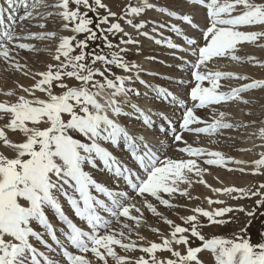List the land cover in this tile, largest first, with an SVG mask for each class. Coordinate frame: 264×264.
Listing matches in <instances>:
<instances>
[{
	"label": "snow or ice",
	"instance_id": "1",
	"mask_svg": "<svg viewBox=\"0 0 264 264\" xmlns=\"http://www.w3.org/2000/svg\"><path fill=\"white\" fill-rule=\"evenodd\" d=\"M24 2H0V60L28 76L32 70L12 53L15 51L18 56L20 50L40 51L34 44L24 42L38 40L50 42L42 50L51 55L54 63H48L44 71L32 72L33 84L18 86L23 94L11 90L3 93L15 97L14 101L0 102V119L5 121L0 125V147L11 153L0 152V264H110V261L114 264H205L198 255L203 251L210 253L213 264H264V243H252L238 234L231 238L209 237L202 231L207 225L230 222L224 219L225 215L245 212L243 207H211L225 202L206 197L209 208L192 207V214L180 217L182 224L163 217L169 232L160 233L157 242L147 240L138 231L143 212L136 202L157 217H162V213L152 200L166 208L183 207L173 204L172 200L177 195L193 199L188 190L193 183L192 175L199 178L196 182L211 187L203 179L206 169L198 161L225 168L233 164L239 167L228 171L244 174L247 170L252 175H264V151L249 162L226 157L206 147H194L182 134L222 135V130L237 126L226 119L230 113L213 107L209 122L208 118L198 116L196 110L223 107L230 102L247 105L250 101L243 93L264 90V78L249 80L247 75L221 70L225 60L236 63L246 60L264 67V61L254 56L237 54L244 43L264 48L260 42L264 40V0H185L203 13L202 24L196 22L192 13H178L153 5L149 0H128L120 13L113 12L103 0H33L31 10L21 21H36L33 26L43 31H28L22 23L17 32L12 13L17 4ZM153 8L194 30L189 37L171 24L170 30L183 36L187 47L170 39L166 41L168 48L179 49L192 57L184 63L194 83L176 81L178 85L189 84L190 91L186 94L193 102L191 106L163 87L148 85L139 75L144 69L121 55L127 49L113 45L108 39L109 34H122L121 45L138 43L120 21L148 37L149 33L142 31L145 22L136 21L146 9ZM98 10H104L97 27L107 25L100 35L109 51L86 54L87 41L97 38V33L89 27L93 21L88 13ZM6 14L11 24L5 25ZM49 19L60 22L58 30H44ZM244 26H260L261 30H244ZM65 31L71 35L61 34ZM151 31L156 32L157 28L154 26ZM77 34H85L84 39H77ZM154 42L161 44L159 39ZM89 55L91 61L86 62ZM98 62L100 67L96 66ZM109 66L124 74L113 73ZM69 80L75 83L69 84ZM223 80L249 82L231 86L222 84ZM133 81L150 88L158 97L171 98L173 104L183 108L179 129L172 133L181 156L165 155L162 159L145 134L121 123V117L133 113L145 130L153 123L146 114L148 110L141 109L132 99L141 95L130 86ZM56 88L60 91L56 92ZM37 92L44 94V98L37 96ZM257 123L258 130L252 135L262 143L253 147L264 149V119L250 122L253 126ZM239 126L247 128L249 124ZM14 135H19V139H12ZM121 142L131 164L102 146H120ZM97 162L102 163L111 181L121 183L109 185L98 181L91 171ZM211 191L239 193V196L232 195V199L256 197V204L264 207V182L254 188L212 187ZM69 210L86 228L70 218ZM49 212L59 224L50 219ZM101 212L108 214V218ZM247 215L253 213L247 211ZM201 218H206V223ZM150 230L159 233L156 228ZM193 239L199 245L194 246ZM117 247L125 254L118 253ZM137 251L141 254L135 255Z\"/></svg>",
	"mask_w": 264,
	"mask_h": 264
},
{
	"label": "rangeland",
	"instance_id": "2",
	"mask_svg": "<svg viewBox=\"0 0 264 264\" xmlns=\"http://www.w3.org/2000/svg\"><path fill=\"white\" fill-rule=\"evenodd\" d=\"M103 2L106 5H108L113 12L120 13L122 8L124 7V5L126 3H128V0H103ZM133 2H135V0H133ZM149 2L152 3L153 5H159V6L167 7L169 10H175L178 13H192L193 16L195 17V20L197 22L198 21L199 22L203 21V13L202 12L198 11L197 8L194 9L195 7L194 8L192 7V8L186 9V10L182 9L181 7H179V4L177 3L178 0H176V1H174V0H149ZM172 5H176V6L173 7ZM82 11H86V10L82 9ZM103 13H104V10H98L96 12H89L88 13V18L93 21V23L89 27L92 28V30L97 33V38L94 39V40L87 41V46L85 48L86 54H97V53H101L102 54L104 52H108L109 51L106 48L105 42H104L103 38L100 35L102 28H106L107 25H101L100 27H97V25L100 23L99 16L102 15ZM140 20L145 22V27H144V29L142 31L148 32L149 33V36H148L149 38L145 37V36H142V35H139L136 32V30L129 31L126 28V27H128V25H126L123 21H120V23L122 24V27H124V29L127 32H129L132 35V37L135 40L138 41V43L129 44V45H121L120 44V39H121L122 34H117L116 36H112V35L109 34L108 39L112 42L113 45H116L118 47H125L127 49V51L124 52V53H121V55H123L124 58L127 61H129V62L137 64V63H140L141 62L140 60L142 59L144 61H147L156 70H161V69L168 68V67L171 68L169 63L171 62L172 54H171L170 51L172 49L167 47L166 41L168 39L172 40L171 38L174 39L175 37H180V35H177L175 32L171 31L170 30V25L171 24L177 25L182 30V32H184L186 35L188 33L187 31L188 30L190 31V26L187 25L186 23H184L183 21L176 20L175 18L168 17L166 14H162V13L158 12L154 8L153 9H146L141 14V16L138 18V20L136 22H138ZM161 23L164 24V27H159V25ZM154 26L157 28L156 32H152L151 31V29ZM185 30H187V31H185ZM244 30H256V31H259V30H261V28H260V26H244ZM68 35H71L70 31H69ZM189 35L190 34L188 33V36ZM84 37H85V34H77V39H84ZM153 37H156V38H153ZM189 37H191V35ZM163 38H164V40H163ZM123 39H128V37H123ZM156 39L161 40V44H159V45L156 44L154 42ZM260 42L264 43V40H262ZM261 49H263V48L257 47L254 44L244 43L240 47V49H239L237 54L240 55V56H243V57H246V56H249V55L250 56H254L258 60H260L261 57H264L263 56L264 55V53H263L264 50L262 51ZM113 50H117L118 51V48H115ZM78 53H79V49H76V54H78ZM49 56L50 57H49V60H47L48 61L47 64L48 63H54L51 60V55L50 54H49ZM259 56H261V57H259ZM109 58H110V56H109ZM191 59H192V57L190 58V60ZM90 61H91V55H89L88 60L86 62H90ZM167 61H170V62H167ZM228 62L231 63V61H228V60H225V61L222 62L221 70H224L223 67L225 66V64L227 66ZM234 63H236V62H234ZM236 64L241 66V67H245L246 69H247V67L248 68H251V66L253 67V64L252 63L250 64L246 60L241 62V63H236ZM96 66L100 67L101 65L98 62ZM143 66L144 65H140V67L142 69H143ZM109 67L111 68V71L113 73L124 74L122 72V70H120L118 68H115L114 66H109ZM173 68L176 69L175 73L177 71L178 72L182 71L181 69L185 70V75L188 76L187 77V81L191 82V83H194L193 81L190 80V72H189V70H188V68H187L185 63H183L181 65L179 64V65H177L176 67H173ZM251 69H253V68H251ZM259 71H263V70H260V69L256 70V74L259 73ZM157 72H160V71H157ZM262 73L264 74V71ZM139 75H140L141 79H143V80H145V78H146L145 81L147 82V84L151 85L153 88H155V84L158 82L157 80L160 79V78L162 79V77H160V75H157L155 73H151L150 71H147L146 67L144 68V71H140ZM150 81H152L151 83H153L154 85L151 84ZM223 81H221V82H223ZM68 83L69 84H73V83H75V81L69 80ZM32 84H33L32 72H30L28 76H25L23 71H19L18 72L16 70L12 69L11 67H9V65L5 64L3 62V60H0V102H3L5 100H11V101L15 100V97H7V96H5L3 94L5 91H10L11 90V91L18 92L19 94H23V93L19 92V87L18 86L19 85L31 86ZM130 86L136 88L141 93V95L139 97L133 96V98H132L134 102H136L138 105L140 104L139 107H141V105L143 106V104L140 103L141 101H143V102L145 101L144 103H146V102L150 103L151 106L153 105V107H150V108H154L155 107V109L160 108V106L162 104H163L162 105L163 107L161 106L160 109L166 108L168 106H172V102L170 100H168V101L166 100L165 101L163 98L161 99V97L156 96L155 93H153L150 88L139 84L138 81H133ZM205 86H208L207 82H205ZM188 88H189V84H188V87L185 90V94L188 91H190V88L189 89ZM145 90L147 92V95H145ZM55 91L59 92L60 89L56 88ZM148 91H149V93H148ZM249 91L250 92L257 91V89H253V90H249ZM185 94H184V96H185ZM36 95L40 96L41 98H44V94H41L39 92H37ZM188 97L189 96H187V94H186V98H188ZM189 99H190V97H189ZM156 101H157L158 104L157 103L155 104ZM152 102H154V103H152ZM156 105L158 107H156ZM213 107L219 108V106H209V107H207L205 109L196 110V114L198 116L202 117V118H208L209 122H210V116H211V111H212ZM173 112H175V111H173ZM176 113L177 112H175V114ZM179 115H182V111H181V113ZM155 116H154V118L157 120L158 116L157 115H155ZM181 118H182V116H181ZM181 118H180V120H181ZM121 121H124V117H121ZM138 121L140 122L139 125L144 127L143 124H141L142 123L141 120L138 119ZM4 122L5 121L3 119H0V125H2ZM124 122L126 123V121H124ZM152 122H153L152 123V127L150 129H152V128L156 129L157 128V126H156L157 125V121L156 122L152 121ZM141 126L138 127V128L139 129L142 128ZM167 132H168V128L166 129L165 133L167 134ZM182 134L184 136V139L189 144H192L193 146L198 145V138L200 136H205V134H199V136H197L196 134L188 133V132H184ZM171 135H172V133L170 134V136ZM12 139L18 140L19 139V135H14L12 137ZM215 145L217 146V148H216ZM221 145H223V144H219V143L216 142V143H211L210 147H214L215 146L214 150L222 152L226 157L234 158V157H237V156L243 154V157L241 159L249 161V162L252 161L253 159L257 158L258 153L260 152L259 150H256L257 152H254L253 148L251 147L252 151H250L248 154H244L241 151H237L235 149L233 150V148H234L233 146L230 147V146L227 145L228 148H226V147L225 148H220ZM111 147L113 148V146H111ZM1 148L2 147H0V152L2 151V152H4L7 155H11V153L9 151H6V149H3L4 150L3 151ZM225 149H226V152H227V154L229 156L225 153ZM246 149H250V147L246 146ZM261 151H264V149L261 150ZM181 155L182 154H179L176 151V148H173V151L171 152L170 156H168V157H178V156H181ZM198 163L202 167H204L206 169V171L203 173V179L206 181L207 185L208 184H213L212 187L216 184L217 188H224V187H232V186H234L236 188H245V189H247V188H254L259 183L264 182V175H252V174H250V171H247V170H246V172L244 174H242V173H240L238 171H228V168H234L233 164H229L227 166V168H225V167H220V166H215V165H213V166L205 165V164H203L202 161H198ZM249 168H250V165H249ZM234 172H236V174ZM191 178L193 180V183H192V186L188 190L190 192H192L194 195L190 193L191 196L193 197V199H191V203L190 204H192L194 201H196V199H197L196 196L197 195H205V197H211L213 199H218V194L213 193L211 190L209 191L208 187H206L203 184H200V183L196 182L199 179L198 177H195L194 175H192ZM235 180H239V181H237L236 184L229 185L230 182L235 181ZM181 187H187V186L186 185H181ZM221 194H223V193H221ZM229 195L239 196V193H233V194H229ZM165 198H167V197H165ZM149 199H151V198H149ZM174 199L176 201H179V202L189 201L188 198L179 197L178 195ZM256 199H257L256 197L242 198V199L238 198V199H233L232 201L230 200L229 202H226L227 200H223L225 202L224 205H212L211 207H220V206H231L233 208L243 207V208L246 209V211L245 212L234 211L232 213L226 214L224 219L227 220V221H230V222L222 224V225H217V226L207 225L204 228H208L210 226V229L214 228V230H217V232H215V234L213 233V235H219V236H222V237H225V238H231L234 235L238 234V235L242 236L244 239H248L252 243H257V242L264 243V207L256 204V202H255ZM219 200H221V199H219ZM136 202H137L138 206L142 207L143 214H146V216L149 219V217H150L149 215H153V214L150 211H148L145 207H143L140 204L139 201H136ZM152 202L157 206V210L166 209L165 206L160 205L158 202H156L154 200H152ZM177 204H180V203H177ZM184 205H187V204H184ZM199 206L204 207V205H199ZM247 211H251L253 213V215H247ZM189 214H192V213L190 211V208H188L187 206H183L182 208L181 207H177L176 209H174V212H172L173 218L175 220H176V217H177V219H178L177 223L178 224H182V221L180 220V216H186V215H189ZM201 219L206 223V218H201ZM156 224L160 225V227L162 229L169 230V227L164 223L163 220H161V221L157 220ZM142 226H144L146 228L149 227V225L144 224V223H142ZM210 229H205V232L206 233H211ZM146 239L150 240V241H153L152 239H149V238H146ZM155 241L159 242V240H157L156 238H155ZM199 243L200 242L195 240V239L192 240V244L194 246L199 245ZM116 250L121 255L125 254L119 248H117ZM140 254H138V255H140ZM128 255H132V254H128ZM199 255H201L203 257V259H204V261H206V263H209L210 261H211V263L213 262V260H212L213 257L210 255V253L208 251H203ZM204 255H207L208 258L205 257ZM110 264H114V262L110 261Z\"/></svg>",
	"mask_w": 264,
	"mask_h": 264
},
{
	"label": "bare ground",
	"instance_id": "3",
	"mask_svg": "<svg viewBox=\"0 0 264 264\" xmlns=\"http://www.w3.org/2000/svg\"><path fill=\"white\" fill-rule=\"evenodd\" d=\"M174 1H176V0H174ZM0 2H2V0H0ZM32 2H33V0H25L24 3L17 4V6L14 9L12 14L15 18V25H16V31L17 32H20L19 26L22 23L27 28L28 31H31V32L43 31L42 29H39L38 27L33 26L35 23H37L36 21H33L31 23H29L28 21H21V17L25 16L27 11L31 10ZM177 3L179 4V7H181L182 9H185V10L192 8V7L193 8L195 7L194 9L197 8L196 6H194L190 3H185V0H178ZM172 6L174 7L176 5H172ZM6 16H7V14L5 15V25L11 24L12 22L8 21ZM45 23H46V29H44V30H58L59 26H60V22L58 20L53 21V20L49 19ZM197 23L202 24L203 21H201V22L198 21ZM126 28L129 31L134 30L130 26H128ZM185 31H187V30H185ZM187 32L192 36L194 30H192L190 28V31L188 30ZM68 33H69V31H65L61 34L68 35ZM188 33L186 35L183 32V34L186 36H188ZM153 38H156V37H153ZM171 39H172L171 41L173 43L180 45L181 47H187V45L185 44L183 36L180 35V37H175L174 39L173 38H171ZM163 40H164V38H163ZM24 42L32 43L36 46L37 49H41V50L40 51L20 50L18 56L16 55V52L14 51L12 53V55L16 56V59H18L21 64H26L27 68L31 69L32 72L44 71V69L46 67L45 65H47V62H48L47 60H49L50 56L48 53L44 52L42 49L45 48L46 46H48L50 42L38 41V40H29V41H24ZM172 50L170 51L172 54L171 62L167 61V62H170L169 64H170L171 68L168 67V68H164L161 70H156L147 61H144L142 59L140 60L141 61L140 63H137V65L138 66L144 65L143 69L146 67L147 71H150L151 73H155L157 75H160V77H162V79L160 78L157 80L158 82L155 84V87H163V88L173 92L174 94H176L178 96V98L180 100L186 101L187 106H190L193 102L189 99V97L186 98V94H185V90L188 87V83H185L183 85H178L176 83V81L180 80V79L187 81L188 76L185 75V70H183V69H181L182 71H179V72L177 71L175 73L176 69L173 67H176L179 64L180 65L183 64L184 61H186V60L190 61L191 56L185 52L180 51L179 49H172ZM261 50L263 51L264 48ZM259 57H261V56H259ZM181 58H183V59H181ZM260 61H264V57H261ZM225 66H226V64H225ZM225 66L223 67L224 71H232L235 73L248 75L249 80H251L253 78H256V79L264 78V74L262 73L264 71V67H260L259 65H253V67L251 66V68H253L254 70L251 68H248V67L246 69L245 67H241L234 62H231V63L228 62L227 66L226 67ZM259 69L263 70V71H259V73L256 74V70H259ZM157 71H160V72H157ZM145 80H146V78H145ZM151 82L152 81H150V83ZM245 82H249V81H245ZM221 83L224 85L237 86L238 84L244 83V82L236 81V80H224ZM151 84H153V83H151ZM224 90H227V88H225ZM149 91H148V93H149ZM145 93H147L146 90H145ZM184 94H185V96H184ZM242 95L250 101L249 104L245 105L243 103H231L230 102V103L224 105L223 107L219 106V110L230 113V115L227 116L226 119L229 122L235 123L237 126L234 127L233 129L222 130L223 134L222 135L218 134L215 137H208L207 135H205L206 137L200 136L198 138V145H196V146H202V147H206L210 150H214V147L216 145L214 147H210V144H211L210 140L215 139L217 141V143L223 144L220 146V148H225V147L228 148V146H230V147L233 146L234 147L233 150L235 149L237 151H241V149H246V146L247 147L249 146L250 149H251V147L253 148L254 152H257L256 150H259V151L263 150L260 147H253L254 144L260 145L262 142L259 139H257L255 136L252 135L253 133H255L258 130L259 123H257L256 125L253 126L250 124V122L254 121V120L258 122L260 119H264V90L257 89V91H252V92L248 91L247 93H243ZM161 99H162V97H161ZM168 100L171 101V98H168ZM142 102L143 101L140 102L141 104H143V106L141 105V109L148 110L146 114L150 115V118L152 121H154V122L157 121V125H156L157 128L156 129H154V128L150 129L149 128V129L145 130V127H142L141 125H139L140 122L138 121L137 114H135V113H133L130 116H125L124 121H126V123L124 121H121V123L124 124L126 127H128L130 130H132L134 132L145 134L147 139L149 140V142L154 145V147L156 148L158 154L161 156L162 159L165 157V155L170 156L171 152L173 151V148H176V145L173 143L172 135L170 136V134L173 133L174 130L179 129V121H180V118L182 116L179 114L181 113V111H183L182 107L177 105V104L172 103V106H168L166 108L160 109L161 106L163 105L162 104L160 106V108L155 109V107L150 108V107H153V105L151 106L150 103H148V102L144 103L145 101L143 103ZM152 103H154V102H152ZM156 103H157V101L155 102V104ZM156 107H158V106L156 105ZM173 111H175L177 113L175 114V112H173ZM249 111L251 112V115L246 114ZM153 113H155V115L158 116L157 120L154 118L155 115ZM240 124H249V126L247 128H245V127L239 126ZM140 126L142 128L139 129L138 127H140ZM167 128H168V132L166 134L165 131ZM102 146L107 147L109 149V151H111L113 153V155H115L117 158L131 164V161L129 159V154L127 153L126 149L122 146V142H121L120 146H113V148L111 147L112 145H110V144H102ZM216 148H217V146H216ZM1 149L3 150L4 148H1ZM6 151H8V150H6ZM241 152H243L244 154L249 153V151H241ZM225 153L227 154L226 149H225ZM242 157H243V154L239 155L237 157H234V158L242 160L241 159ZM233 167L236 168L239 166L233 165ZM91 171L98 181L105 182L106 184H109V185H115L117 183H121L119 181H111L109 179L108 173L106 172V170H104L103 165L100 162H97V167L95 169H91ZM234 173L236 174V172H234ZM237 181H239V180L232 181L229 183V185L236 184ZM208 185L212 187L213 184H208ZM121 186L126 187L124 185H121ZM211 187H208L209 191L211 190ZM213 187L217 188L216 184ZM190 193L193 194L192 192H190ZM97 195H99V194H97ZM196 197H197L196 201H194L192 204H190L191 200L185 201V202L184 201L179 202V201H176L175 199L172 200V203L176 204V205L181 204L182 206H187L190 209L192 207H196L199 205H204V208H206V209H207V207L209 208V206L207 205V201L205 199L206 198L205 195H197ZM231 197H232V195L225 194V193L218 194V199L227 200L226 202H229L230 200L232 201L233 199ZM100 198L106 199L103 196H100ZM177 203H180V204H177ZM184 204H187V205H184ZM66 208H67V206H66ZM176 208L177 207L158 210V212L162 213V217H157L155 215H149L150 217L148 219L146 214H143L142 223L149 225V227L146 228V227L141 225V227L138 229V231L140 232L141 235H143L146 238L152 239L153 241H155V238L157 240H159V238H160L159 234L160 233L166 234L169 232V230L162 229L160 227V225L156 224L157 220L161 221V220H163V217H166L168 219L173 220L175 223H177V220H178L177 217L175 220L173 218V215H172V212H174V209H176ZM68 214H69L70 218H72L74 220V222L78 223L79 226L86 228V225L83 224V222H80L78 220V218H76L74 216V214L71 213L70 210L68 211ZM101 214L104 215L106 218H108V214L103 213V212H101ZM48 215L54 223L59 224V221L56 220L53 213L49 212ZM113 226L115 227L116 225H113ZM34 227H36L37 230H39L38 225H34ZM151 228L158 229L159 233H153L150 230ZM205 229H210V226L208 228H204L202 230L206 236H211V235H213V233L215 234V232H217V230H214V228H212V229H210L211 233H206ZM132 238L136 239L135 236H133ZM137 242L138 243H144L142 241H137ZM41 250H43V249L41 248ZM69 250L75 251L74 249H69ZM138 254H140L139 251H137L135 253V255H138ZM199 256L204 261L203 257L201 255H199ZM204 256L207 257V255H204ZM204 262H205V264H213V262L211 263V261L209 263H206V261H204Z\"/></svg>",
	"mask_w": 264,
	"mask_h": 264
}]
</instances>
